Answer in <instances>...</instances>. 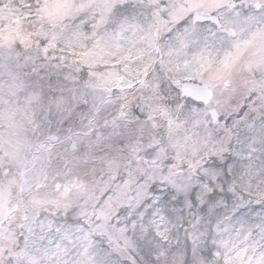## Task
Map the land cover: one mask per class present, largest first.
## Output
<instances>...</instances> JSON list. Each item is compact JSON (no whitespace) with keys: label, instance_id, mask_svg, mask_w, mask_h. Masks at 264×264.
Instances as JSON below:
<instances>
[{"label":"snow or ice","instance_id":"6c2138e0","mask_svg":"<svg viewBox=\"0 0 264 264\" xmlns=\"http://www.w3.org/2000/svg\"><path fill=\"white\" fill-rule=\"evenodd\" d=\"M0 264H264V0H0Z\"/></svg>","mask_w":264,"mask_h":264}]
</instances>
